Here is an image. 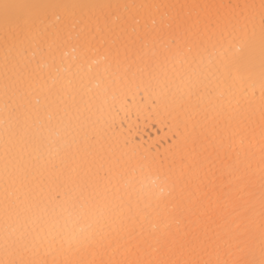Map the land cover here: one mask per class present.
Listing matches in <instances>:
<instances>
[{
    "label": "snow or ice",
    "instance_id": "obj_1",
    "mask_svg": "<svg viewBox=\"0 0 264 264\" xmlns=\"http://www.w3.org/2000/svg\"><path fill=\"white\" fill-rule=\"evenodd\" d=\"M0 264H264V0H0Z\"/></svg>",
    "mask_w": 264,
    "mask_h": 264
},
{
    "label": "bare ground",
    "instance_id": "obj_2",
    "mask_svg": "<svg viewBox=\"0 0 264 264\" xmlns=\"http://www.w3.org/2000/svg\"><path fill=\"white\" fill-rule=\"evenodd\" d=\"M153 128L156 127L155 124L152 125ZM159 132V129H157V133ZM156 135V132L153 129H145V139H148L149 136H154Z\"/></svg>",
    "mask_w": 264,
    "mask_h": 264
}]
</instances>
